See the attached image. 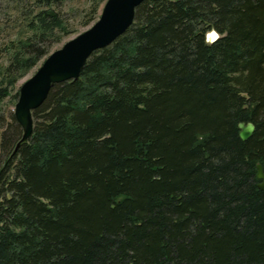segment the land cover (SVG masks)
Listing matches in <instances>:
<instances>
[{
	"label": "trees",
	"instance_id": "1",
	"mask_svg": "<svg viewBox=\"0 0 264 264\" xmlns=\"http://www.w3.org/2000/svg\"><path fill=\"white\" fill-rule=\"evenodd\" d=\"M64 1L35 0L9 83ZM32 119L0 116V264H264V0H144Z\"/></svg>",
	"mask_w": 264,
	"mask_h": 264
},
{
	"label": "water",
	"instance_id": "2",
	"mask_svg": "<svg viewBox=\"0 0 264 264\" xmlns=\"http://www.w3.org/2000/svg\"><path fill=\"white\" fill-rule=\"evenodd\" d=\"M144 0H106L99 18L86 30L66 41L60 48L51 52L38 69L19 87L18 99L14 107V117L20 124L25 141L32 132V111L46 99L50 89L56 83L76 80L89 58L98 49L110 45L133 23L135 9ZM216 38L213 39V34ZM219 37L216 31L207 34L209 42ZM252 123L240 124V137L248 140L254 133ZM258 177L263 180L260 188L264 189V169L258 164Z\"/></svg>",
	"mask_w": 264,
	"mask_h": 264
},
{
	"label": "rangeland",
	"instance_id": "3",
	"mask_svg": "<svg viewBox=\"0 0 264 264\" xmlns=\"http://www.w3.org/2000/svg\"><path fill=\"white\" fill-rule=\"evenodd\" d=\"M105 1L103 0L99 6L96 19L86 25L84 23L89 20L86 17L89 14L91 0H65L59 6V10L66 20L65 24L67 27L60 33L55 34L54 32V35L48 37L51 38L48 42L51 46L48 49L47 56L54 50L60 48L66 41L89 28L99 18ZM36 10L37 3H35V0H2L0 3V87H6L8 90V95L0 99V116L3 117L4 122H8L9 115L11 113L13 114L18 99L14 95L18 92L20 85L38 69L47 57L42 58L31 69L22 72L19 71L13 83L8 82L13 81L11 75L5 77L6 68L12 56L18 52L17 45L19 41H25L35 31V27L32 28L30 26L29 20L33 18ZM24 11L28 13L25 14ZM1 158L0 153V161Z\"/></svg>",
	"mask_w": 264,
	"mask_h": 264
},
{
	"label": "snow or ice",
	"instance_id": "4",
	"mask_svg": "<svg viewBox=\"0 0 264 264\" xmlns=\"http://www.w3.org/2000/svg\"><path fill=\"white\" fill-rule=\"evenodd\" d=\"M212 38H213V39H215V38H216V37H215V34H213Z\"/></svg>",
	"mask_w": 264,
	"mask_h": 264
},
{
	"label": "bare ground",
	"instance_id": "5",
	"mask_svg": "<svg viewBox=\"0 0 264 264\" xmlns=\"http://www.w3.org/2000/svg\"><path fill=\"white\" fill-rule=\"evenodd\" d=\"M214 34H215V36H217L216 33H214Z\"/></svg>",
	"mask_w": 264,
	"mask_h": 264
}]
</instances>
